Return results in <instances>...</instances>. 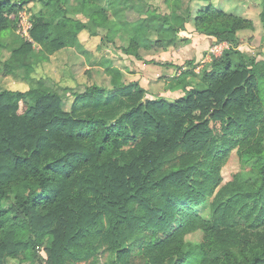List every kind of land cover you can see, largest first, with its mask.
<instances>
[{
    "label": "trees",
    "instance_id": "16d2710c",
    "mask_svg": "<svg viewBox=\"0 0 264 264\" xmlns=\"http://www.w3.org/2000/svg\"><path fill=\"white\" fill-rule=\"evenodd\" d=\"M33 1L48 13L30 18L41 54L73 46L84 29L126 31L96 0H76L75 11L90 13V29L64 0H0V34L13 31L18 10ZM114 1L132 7L144 0ZM207 4L189 16L197 32L232 46L201 72L202 87L174 104L142 101L145 90L132 83L121 88L127 110L113 120L104 108L111 100L95 86L66 111L54 86L32 75L27 91L0 93V264L38 258L45 236L47 264H77L101 249L114 253L115 264H129L134 251L141 264H264V60H246L235 47L236 31L252 27L250 20ZM261 6L264 27V0ZM164 23V35L178 33ZM31 51L25 41L11 53ZM210 120L221 122L222 146ZM239 128L242 137L227 140ZM235 147L253 160V174L250 182L222 183L223 158ZM237 218L263 229L236 238L228 224ZM196 231L201 241H187Z\"/></svg>",
    "mask_w": 264,
    "mask_h": 264
},
{
    "label": "rangeland",
    "instance_id": "374dc122",
    "mask_svg": "<svg viewBox=\"0 0 264 264\" xmlns=\"http://www.w3.org/2000/svg\"><path fill=\"white\" fill-rule=\"evenodd\" d=\"M74 2V0H64L63 4L67 8ZM208 2L214 9L225 10L250 20L252 27L236 31L235 47L237 45V49L246 60L251 58L264 60V27L260 20L261 0H144L136 1L132 7L121 3L119 5L114 0H96L98 6L103 7L107 16L116 24L118 22L127 24L125 33L121 31L122 27H112V25L107 29L95 27L94 33L85 32L82 38H76L73 46L64 47L53 54H41V44L31 42L32 51L16 57L11 51L27 41L20 36L21 31L16 24L13 31L7 30L0 34V93L27 91L30 87L28 77L32 75L54 86L61 96L62 106L66 111L71 110L77 95L85 93L88 87L95 86L102 90L103 96L111 100L109 106L104 108L107 110L106 114L113 120L127 110L128 102L122 95L121 88L132 83H137L145 90L142 101L162 100L174 104L179 98H185L187 91L200 89L201 72L208 68L214 59L221 58L223 52L232 46L229 42H217L214 37L197 32L191 17L195 16L198 10L207 7ZM25 10L26 17L29 18L48 14L47 10L36 1L19 9L18 15L25 13ZM68 13L71 16L77 14L83 21L90 19V13L77 12V9L76 11L72 9ZM164 19H167L169 24H174L175 28H180L178 33L164 35V30L168 27ZM180 19L186 21L184 29L179 25ZM219 20H221L220 16L211 17L207 24L214 25ZM116 33L119 35H115ZM122 34L130 35L132 38L128 40L120 37ZM173 36L175 37L172 38ZM132 42L137 48L132 47ZM124 48L136 50L140 58L127 54ZM231 58L233 66H236L237 57ZM25 64H29L27 69L24 68ZM209 127L215 136L220 138L218 144L222 146L224 141L221 138V122L210 120ZM243 130L236 129L235 136H227V140L240 139ZM223 160L220 167L222 183L233 180L234 177V183L241 179L250 182L251 173L253 174L250 166L253 160L245 155L241 156L237 147L232 149ZM227 197L228 195L224 199ZM200 209L202 215H208L207 206ZM247 224L237 218L228 224L229 232H232L236 238L249 237L263 229L261 226L250 229ZM201 239L200 231L186 237L191 243H198ZM50 244V236H45L36 250L38 258L36 256L33 260H23L22 264H47ZM239 250V247L233 249L236 253ZM114 256V253L101 249L95 257L77 264H92L93 261L95 264H115ZM16 263L15 259L6 261V264ZM128 263L141 264L142 259L134 251Z\"/></svg>",
    "mask_w": 264,
    "mask_h": 264
},
{
    "label": "built area",
    "instance_id": "2783aa9c",
    "mask_svg": "<svg viewBox=\"0 0 264 264\" xmlns=\"http://www.w3.org/2000/svg\"><path fill=\"white\" fill-rule=\"evenodd\" d=\"M25 13H17V28L20 33H18L22 38L27 40L28 42H32V39L30 37V30L32 28V22L29 17H26V10Z\"/></svg>",
    "mask_w": 264,
    "mask_h": 264
},
{
    "label": "crops",
    "instance_id": "0c3cea01",
    "mask_svg": "<svg viewBox=\"0 0 264 264\" xmlns=\"http://www.w3.org/2000/svg\"><path fill=\"white\" fill-rule=\"evenodd\" d=\"M75 2H74V4L72 5V6H67V10H68V12L70 11V10H72V9H75L76 7H77V1L76 0H74ZM84 15V14H83ZM74 18H76V19H78V20H80L83 24H85L87 27H89V29L92 27V26H90V19L89 18H87V19H84V21H83V19H80L79 18V16L77 15V14H75L74 16H73ZM83 17V16H82ZM85 17V16H84ZM94 29L95 28H92L91 30H93L94 31ZM85 32H87L88 34H89V32H88V29H84V30H82L79 34H78V36H77V38H82L81 36H83L84 35V33ZM96 36V35H95ZM95 36H93V37H95Z\"/></svg>",
    "mask_w": 264,
    "mask_h": 264
}]
</instances>
